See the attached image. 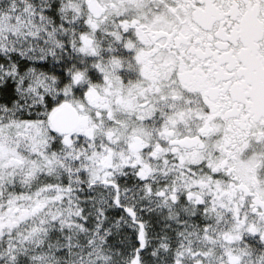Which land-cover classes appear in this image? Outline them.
<instances>
[{
  "label": "snow or ice",
  "instance_id": "obj_1",
  "mask_svg": "<svg viewBox=\"0 0 264 264\" xmlns=\"http://www.w3.org/2000/svg\"><path fill=\"white\" fill-rule=\"evenodd\" d=\"M0 264H264V0H0Z\"/></svg>",
  "mask_w": 264,
  "mask_h": 264
}]
</instances>
